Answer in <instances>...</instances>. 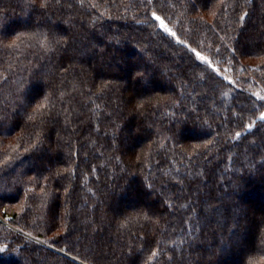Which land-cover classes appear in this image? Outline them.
Wrapping results in <instances>:
<instances>
[{"label": "trees", "instance_id": "obj_1", "mask_svg": "<svg viewBox=\"0 0 264 264\" xmlns=\"http://www.w3.org/2000/svg\"><path fill=\"white\" fill-rule=\"evenodd\" d=\"M262 81L264 0H0V208L90 264H264ZM0 264L83 263L0 218Z\"/></svg>", "mask_w": 264, "mask_h": 264}, {"label": "rangeland", "instance_id": "obj_2", "mask_svg": "<svg viewBox=\"0 0 264 264\" xmlns=\"http://www.w3.org/2000/svg\"><path fill=\"white\" fill-rule=\"evenodd\" d=\"M199 56H200V57H204V58H206L207 61L209 60V59H208L204 54H202V53H200ZM256 61L258 62L259 60H258V59H255V62H256ZM262 72H263L262 70H260L259 72L257 71V72H256V75H254L253 77L256 78V79L259 77L258 79L263 80L262 77H261L260 74H259V73H262ZM262 82H264V81H262ZM257 94H258L260 97H262V98L264 99V90L258 92ZM262 117H264V109H263V112L261 113V118H262ZM9 205H10V204H8V205L5 204V205H4V206H5L4 209H3V206H2V208H0V218H1L2 222L5 223L8 227H10V228H12V229L18 231L19 233L23 234L24 236H26V237H28V238H31V239H33V240H36V241L40 242V243H43V244H45L46 246H48V247H50V248H52V249H55L56 251L61 252V253L65 254L66 256H68V257H70V258H72V259H75V260H77V261H79V262H81V263H83V264H90V263H88L87 261H85V260H83V259H81V258H79V257H77V256H75V255H73V254H71V253H69V252H67V251L61 250L60 248H58L57 246L53 245L52 243L47 242L46 240H44V239L41 238L40 236L35 235V234H33L32 232L26 231L25 229H23V228H21V227H19V226H17V225H14V224L11 222L12 215H11V213H10V212H11L10 209H8V206H9ZM6 207H7V208H6ZM6 209H8L10 212L7 211V213H5L4 210H6ZM229 258H230V257H229Z\"/></svg>", "mask_w": 264, "mask_h": 264}, {"label": "snow or ice", "instance_id": "obj_3", "mask_svg": "<svg viewBox=\"0 0 264 264\" xmlns=\"http://www.w3.org/2000/svg\"><path fill=\"white\" fill-rule=\"evenodd\" d=\"M154 15H155V14H154ZM156 19L159 20L160 17H159V16H156ZM162 26H163V25H162ZM172 35H175V33H172ZM197 55H199V54H197ZM201 59H202V60H206V58H204V57H201ZM262 119H264V117H262ZM248 127L251 128V125H249ZM239 135H240V134L237 133V136H239Z\"/></svg>", "mask_w": 264, "mask_h": 264}]
</instances>
